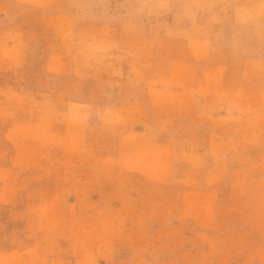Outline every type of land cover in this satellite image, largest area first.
<instances>
[{"label": "rangeland", "instance_id": "rangeland-1", "mask_svg": "<svg viewBox=\"0 0 264 264\" xmlns=\"http://www.w3.org/2000/svg\"><path fill=\"white\" fill-rule=\"evenodd\" d=\"M0 264H264V0H0Z\"/></svg>", "mask_w": 264, "mask_h": 264}]
</instances>
